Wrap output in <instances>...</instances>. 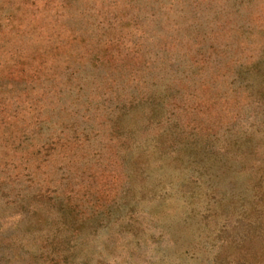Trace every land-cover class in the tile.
I'll return each instance as SVG.
<instances>
[{
  "label": "rangeland",
  "instance_id": "1",
  "mask_svg": "<svg viewBox=\"0 0 264 264\" xmlns=\"http://www.w3.org/2000/svg\"><path fill=\"white\" fill-rule=\"evenodd\" d=\"M0 264H264V0H0Z\"/></svg>",
  "mask_w": 264,
  "mask_h": 264
}]
</instances>
